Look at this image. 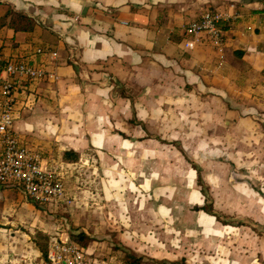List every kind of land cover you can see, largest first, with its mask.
<instances>
[{
	"label": "crops",
	"instance_id": "crops-1",
	"mask_svg": "<svg viewBox=\"0 0 264 264\" xmlns=\"http://www.w3.org/2000/svg\"><path fill=\"white\" fill-rule=\"evenodd\" d=\"M207 9L228 16L220 67L210 45L185 50L182 44L186 26ZM11 10L32 18L33 30L14 31L10 17L5 20ZM38 48L58 51L57 60ZM12 58L60 76L31 88L37 100L15 128L63 178L69 163L55 152L73 150L82 161L86 149L142 143L152 132L149 102L174 100V89L212 102L214 123L238 121L250 133L264 129V0H0V59ZM79 117L82 126L70 121ZM126 132L137 140L122 139ZM54 138L58 150L44 141ZM23 196L19 186H0V264L44 258L30 234L20 235L24 222L8 217ZM41 205L58 211V204ZM40 223L33 220L30 233Z\"/></svg>",
	"mask_w": 264,
	"mask_h": 264
},
{
	"label": "rangeland",
	"instance_id": "rangeland-1",
	"mask_svg": "<svg viewBox=\"0 0 264 264\" xmlns=\"http://www.w3.org/2000/svg\"><path fill=\"white\" fill-rule=\"evenodd\" d=\"M171 96L149 102L152 132L142 143L86 149L82 161L67 162L61 177L70 203L50 212L25 195L10 209L42 257L53 238L85 232V248L106 264H127L128 254L142 264H264V129L225 127L214 123L212 102L176 89ZM133 136L121 138L133 143ZM44 141L60 148L55 138Z\"/></svg>",
	"mask_w": 264,
	"mask_h": 264
},
{
	"label": "built area",
	"instance_id": "built-area-1",
	"mask_svg": "<svg viewBox=\"0 0 264 264\" xmlns=\"http://www.w3.org/2000/svg\"><path fill=\"white\" fill-rule=\"evenodd\" d=\"M228 16L218 10H203L201 15L185 28L183 48L194 50L210 45L220 55L219 67L225 57L224 22ZM56 61L58 51L38 48ZM60 76L42 65L22 59H0V186H19L24 194L39 204L70 203L61 176L43 164L39 152L31 148L15 123L25 109H31L37 100L31 91L39 83H54ZM39 264H106L78 242L53 239L47 255Z\"/></svg>",
	"mask_w": 264,
	"mask_h": 264
},
{
	"label": "trees",
	"instance_id": "trees-1",
	"mask_svg": "<svg viewBox=\"0 0 264 264\" xmlns=\"http://www.w3.org/2000/svg\"><path fill=\"white\" fill-rule=\"evenodd\" d=\"M8 17H10L9 24L12 27V29H14V31H31L35 26V21L32 18H29L28 16L15 12L13 10L8 12L5 20H7ZM63 159L65 162H77L79 160V154L73 150L65 151L63 154ZM195 169L198 172V183L201 186L203 182L199 173V169L198 168ZM202 210H204L207 213H210L212 216L218 219V216L214 214L212 210H209L205 207L202 208ZM71 237L73 240H75L84 247H87L91 242V238L85 232H81L76 235H71ZM47 251L44 249L42 250L44 258L47 255ZM126 260H127V264H142L140 258L135 256L134 254H128Z\"/></svg>",
	"mask_w": 264,
	"mask_h": 264
}]
</instances>
